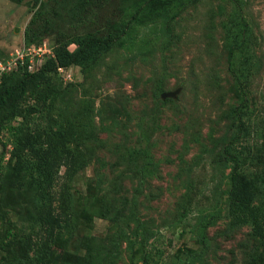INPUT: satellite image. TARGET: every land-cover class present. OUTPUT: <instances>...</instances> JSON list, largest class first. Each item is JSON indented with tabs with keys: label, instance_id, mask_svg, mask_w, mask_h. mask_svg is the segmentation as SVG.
<instances>
[{
	"label": "rangeland",
	"instance_id": "obj_1",
	"mask_svg": "<svg viewBox=\"0 0 264 264\" xmlns=\"http://www.w3.org/2000/svg\"><path fill=\"white\" fill-rule=\"evenodd\" d=\"M148 1L98 0L89 15L94 25L130 23L132 28L87 72L71 67L56 77L63 87L76 85L59 105L73 113L84 101L90 110L85 119L94 128L84 148L90 157L87 168L73 181V195L83 202L89 194L109 193L121 215L135 207L138 218L156 233L148 250L158 249L164 264H180L182 253L201 249L203 233L209 241L205 264H247L254 248L251 229L229 228L224 208L228 171L223 174L221 164L223 147L237 132L233 110L243 97L250 124L239 149L250 150L255 169L264 168V0H184L168 9ZM48 4L0 0V63L25 43L28 24ZM66 23L74 32L69 18ZM54 43V36L47 35L39 46L53 52ZM178 88L176 98L160 102L159 89ZM1 138L7 141V133ZM148 158H154L155 169L141 180ZM189 183L194 192L187 191ZM187 194L192 203L183 214ZM23 202H12L15 210L29 206ZM112 225L94 217L89 233L108 244ZM122 246L116 264H129L132 249Z\"/></svg>",
	"mask_w": 264,
	"mask_h": 264
},
{
	"label": "trees",
	"instance_id": "obj_2",
	"mask_svg": "<svg viewBox=\"0 0 264 264\" xmlns=\"http://www.w3.org/2000/svg\"><path fill=\"white\" fill-rule=\"evenodd\" d=\"M97 1L49 0L47 8L38 10L31 19L24 40L26 46L38 47L47 35H53V56L35 71H30L25 63L1 77L0 264H116L123 256V243L132 249L129 264H164L158 249L155 253L148 250L156 233L138 218L135 207L128 215H121L109 193L89 194L79 202L71 189L78 173L87 168L90 157L84 148L94 138V128L92 120L85 119L90 110L84 109V101L73 113L59 105L76 85L56 84V77H61L58 69L80 67L87 72L120 44L132 28L130 23L94 25L89 15ZM183 1L149 0L146 4L168 9ZM67 18L74 32L68 30ZM72 45L76 46L74 50L70 49ZM237 46L232 48L234 52ZM169 99L159 100L166 104ZM248 111L242 97V105L233 110L237 132L223 147L221 168L223 174L228 171L224 208L230 229H251L254 248L247 264H264V168L255 169L250 150L239 149L248 135ZM3 133H7V141L2 140ZM155 164L154 158H148L138 177L143 180L152 176ZM187 191L194 192L191 183ZM14 201H26L29 206L18 211ZM189 203L192 202L187 194L183 214H187ZM94 217L112 221L115 231L108 244L90 235ZM208 226L210 222L203 223L201 228L205 231ZM200 238L201 249L182 253L178 261L185 258L180 264H205L209 241L206 233ZM13 245L14 253H6ZM134 245L140 248L133 249ZM81 250L85 253L79 254Z\"/></svg>",
	"mask_w": 264,
	"mask_h": 264
},
{
	"label": "built area",
	"instance_id": "obj_3",
	"mask_svg": "<svg viewBox=\"0 0 264 264\" xmlns=\"http://www.w3.org/2000/svg\"><path fill=\"white\" fill-rule=\"evenodd\" d=\"M52 52L47 49L46 45L42 46H32L28 47L25 44H23L20 48L16 49L11 55L10 58L6 62L0 63V80L2 75H4L7 72H11L19 65H24L25 63H28V69L30 71H35L41 67L43 62L48 56H51ZM68 70L64 68H60L59 72L62 74H66ZM65 77H67L65 75ZM68 79H71V76L67 77ZM69 79V80H70Z\"/></svg>",
	"mask_w": 264,
	"mask_h": 264
},
{
	"label": "water",
	"instance_id": "obj_4",
	"mask_svg": "<svg viewBox=\"0 0 264 264\" xmlns=\"http://www.w3.org/2000/svg\"><path fill=\"white\" fill-rule=\"evenodd\" d=\"M181 92V88H178L177 90L173 91V92H164L162 94V98L163 99H167V98H176L177 95Z\"/></svg>",
	"mask_w": 264,
	"mask_h": 264
},
{
	"label": "clouds",
	"instance_id": "obj_5",
	"mask_svg": "<svg viewBox=\"0 0 264 264\" xmlns=\"http://www.w3.org/2000/svg\"><path fill=\"white\" fill-rule=\"evenodd\" d=\"M23 44H25V43H23ZM23 44H22V45H23ZM22 45H21V46H22ZM25 45H26V44H25ZM21 46H20V47H21ZM41 46H42V45H41ZM52 56H53V52H52V55H51V56H48L47 58H51ZM47 58H46V59H47ZM46 59H45V61H46ZM45 61H44V62H45ZM44 62H43V63H44ZM42 65H43V64H42ZM42 65H41V66H42ZM59 69H60V68H59ZM59 69H58V70H59ZM64 69H65V68H64ZM66 70H70V68H69V69H66ZM59 73L62 74L61 72H59Z\"/></svg>",
	"mask_w": 264,
	"mask_h": 264
}]
</instances>
